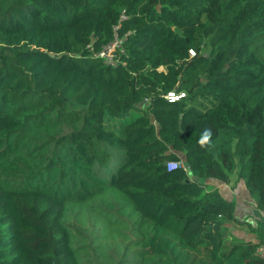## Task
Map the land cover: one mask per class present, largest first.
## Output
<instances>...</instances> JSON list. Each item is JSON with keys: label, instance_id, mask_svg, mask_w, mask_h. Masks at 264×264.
<instances>
[{"label": "trees", "instance_id": "obj_1", "mask_svg": "<svg viewBox=\"0 0 264 264\" xmlns=\"http://www.w3.org/2000/svg\"><path fill=\"white\" fill-rule=\"evenodd\" d=\"M234 174L264 216V0H0V264H264Z\"/></svg>", "mask_w": 264, "mask_h": 264}, {"label": "crops", "instance_id": "obj_2", "mask_svg": "<svg viewBox=\"0 0 264 264\" xmlns=\"http://www.w3.org/2000/svg\"><path fill=\"white\" fill-rule=\"evenodd\" d=\"M213 182V187H217L223 197L227 200L234 201L236 203V213L235 216L242 222H247V224L243 225L246 228H234L238 229V232L231 231L234 235L239 238L245 240H252L257 241L256 233L252 232L249 226L256 228V227H263L264 216L263 214L257 209L255 203L251 200L249 195L247 194L245 188L243 187V181L236 185H232L231 183H224L218 180H208V182ZM207 182V185L209 183ZM220 186V187H219ZM236 187V188H235ZM227 196H226V195Z\"/></svg>", "mask_w": 264, "mask_h": 264}, {"label": "built area", "instance_id": "obj_3", "mask_svg": "<svg viewBox=\"0 0 264 264\" xmlns=\"http://www.w3.org/2000/svg\"><path fill=\"white\" fill-rule=\"evenodd\" d=\"M119 27L120 25L114 27V39L107 45L103 46L100 51L94 52V56L101 58L107 65L110 66H117L120 63V55L125 53L124 38L120 37L118 34ZM191 53L192 55L194 54L193 52ZM183 95L184 93L177 94L175 92H170L165 97L168 101L173 102L178 100ZM181 167H184L183 161H169L167 163V169L169 171ZM257 253L264 259V244L257 248Z\"/></svg>", "mask_w": 264, "mask_h": 264}, {"label": "clouds", "instance_id": "obj_4", "mask_svg": "<svg viewBox=\"0 0 264 264\" xmlns=\"http://www.w3.org/2000/svg\"><path fill=\"white\" fill-rule=\"evenodd\" d=\"M212 137H213L212 129L206 128L200 133L197 143L201 148H205L206 150H211L215 146Z\"/></svg>", "mask_w": 264, "mask_h": 264}, {"label": "rangeland", "instance_id": "obj_5", "mask_svg": "<svg viewBox=\"0 0 264 264\" xmlns=\"http://www.w3.org/2000/svg\"><path fill=\"white\" fill-rule=\"evenodd\" d=\"M215 48H216V47H215ZM240 182H241V180H239L238 177H237V175L234 174V175L232 176V185L235 184L236 187H238V184H239ZM208 183H209V185H211V186L213 185V182H212V181H211V182H208ZM219 187H220V186H219ZM236 187H235V188H236ZM243 187L245 188L244 182H243ZM245 190H246V189H245ZM225 195H226V194H225ZM226 196H227V195H226ZM226 226H227V228L230 229L231 231H233V232H238V231H237L238 229H234V228H238V227H236V226H235V227H232L229 223H228V224L226 223ZM242 227H243V229L246 228L245 226H242ZM239 228H241V227H239Z\"/></svg>", "mask_w": 264, "mask_h": 264}, {"label": "water", "instance_id": "obj_6", "mask_svg": "<svg viewBox=\"0 0 264 264\" xmlns=\"http://www.w3.org/2000/svg\"><path fill=\"white\" fill-rule=\"evenodd\" d=\"M174 30H175L177 33H179V34L181 33V31H180L178 28H175ZM52 55H54V54H52Z\"/></svg>", "mask_w": 264, "mask_h": 264}]
</instances>
